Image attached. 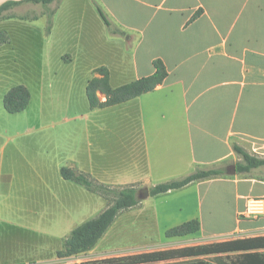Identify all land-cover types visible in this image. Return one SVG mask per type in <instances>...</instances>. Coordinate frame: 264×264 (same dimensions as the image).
<instances>
[{
  "label": "crops",
  "instance_id": "0c3cea01",
  "mask_svg": "<svg viewBox=\"0 0 264 264\" xmlns=\"http://www.w3.org/2000/svg\"><path fill=\"white\" fill-rule=\"evenodd\" d=\"M9 1L22 0H0V6ZM51 6L56 13L50 39L72 42L74 53L61 57L73 65V87L80 84L86 92L94 71L103 67L114 89L153 75L155 61L163 62L168 76L153 92L91 110L86 125L64 133L48 135L39 128L0 135L3 223H14L3 218L5 213L24 209L7 202H23L28 209L38 203L44 215L54 207L55 227L65 242L76 227L105 210V199L62 178L64 167L139 192L198 170L223 174L149 194L120 215L87 253L60 258L62 248L39 263L26 258L0 264H86L149 254L163 258L141 264L263 262L264 215L250 218L245 212L249 199L264 201V166L237 173L242 158L234 147L264 160V0H61ZM98 8L123 35L110 34ZM80 58L88 60L84 68L78 67ZM36 136L44 150L41 164L24 153L34 150L29 139ZM11 151L23 160V170L28 168L17 190L19 176L5 172L16 168ZM7 163L13 170L5 169ZM31 166L39 169L38 186L29 182ZM24 186L33 193H17ZM76 217L82 220L77 223ZM192 220L199 221L198 232L166 237L168 230ZM126 224L142 238L133 247H110L113 230Z\"/></svg>",
  "mask_w": 264,
  "mask_h": 264
},
{
  "label": "rangeland",
  "instance_id": "374dc122",
  "mask_svg": "<svg viewBox=\"0 0 264 264\" xmlns=\"http://www.w3.org/2000/svg\"><path fill=\"white\" fill-rule=\"evenodd\" d=\"M52 9L54 6L50 7V10ZM43 12L44 9L41 6L24 4L10 13L21 17H32ZM48 26L49 21L45 16L35 21L14 19L0 22V33H6L9 38L8 42L0 47V135L8 136L16 132L39 128H46L49 135V133L69 131L76 124L78 126L87 124L91 109L86 92L80 88V84L73 87L71 72L73 65L67 64L66 57L63 60L61 57L66 52L69 55L74 53L71 47L72 42L64 40L65 37L62 40L61 37L56 38V36L50 39L47 35ZM53 27L54 17L51 30ZM79 60L78 67L80 65L81 68H84L88 60L86 58ZM79 70L81 69H77V73H75L78 77ZM17 85H24L30 90L31 103L24 112L9 114L4 108L2 96ZM74 117H78V120L69 122ZM29 140L32 142L34 150H26L24 153L26 156H30L35 164H41L40 158L43 161L44 150L42 151L43 147L39 149L42 144L37 146L38 142H41V138L36 136ZM1 147L0 142V149ZM52 148L54 150V147ZM47 150L50 151L51 148ZM11 153L14 154L15 162L13 163L16 168L14 171L5 172L19 176L20 181H16L14 185L17 190L18 182L20 184L21 180L27 177L28 168L25 165L23 170L21 157L16 154V151H11ZM7 168L13 170L8 163L5 165L6 170ZM30 174L29 182H34L35 186L40 185L39 169L31 166ZM41 187L43 188V185ZM18 189L20 192L17 193L20 195L34 191L33 189L28 190V186ZM78 202L81 204L80 201ZM105 202L106 208L107 200ZM7 204L21 207L23 205L24 209L21 212L15 211L14 214H12L13 211L5 213L3 218L14 222L12 224L3 223L0 220V262L28 258L30 262L39 263L42 259H48L54 252L63 248L64 241L60 239V233L55 227L57 210L55 211L54 207L44 215L45 211L38 208V203L30 209L26 208L23 202L14 204L7 202ZM81 218L77 219L76 217L75 221L79 223ZM118 222L119 217L115 225ZM262 223L264 224V222ZM40 226L41 228H39ZM42 228L47 230L46 234L43 233ZM39 229L41 232H38ZM117 230L115 228L111 234L114 237L110 241V247H133L135 241L142 238L134 233L133 226L129 224L121 226Z\"/></svg>",
  "mask_w": 264,
  "mask_h": 264
},
{
  "label": "trees",
  "instance_id": "16d2710c",
  "mask_svg": "<svg viewBox=\"0 0 264 264\" xmlns=\"http://www.w3.org/2000/svg\"><path fill=\"white\" fill-rule=\"evenodd\" d=\"M60 1L61 0H22L5 2L0 6V22L14 19L21 21H35L40 17L45 16L49 21L47 33V35H49L52 26V19L56 13V8L50 10V6L54 3L59 4ZM24 4L41 6L43 7L44 12L32 17H21L14 13H10L12 10ZM98 12L105 22L110 34L123 35V33L113 26L106 18L100 8H98ZM8 40L9 38L6 33H0V47L3 44H6ZM154 68L155 72L153 75L115 89L110 86V73L108 69L104 67L96 69L94 71L96 76L89 81L86 88V96L90 109L101 110L114 107L134 100L144 94L153 92L158 86L165 82L168 76L167 69L162 61H155ZM30 101V90L24 85H17L12 87L4 96L3 105L9 114H18L24 112L28 108ZM234 150L242 158V162L237 164V173H248L252 169L264 166V160L251 157L244 149L235 146ZM222 174L223 172L220 170H198L181 179L172 180L152 187L149 190V194L150 196L165 194L172 190L182 189L193 182L211 179ZM61 176L64 180L73 182L85 188L87 191L107 200L108 205L99 215L82 223L67 236L63 250L59 251L57 254L60 258L79 256L93 250L120 215L133 209L142 202V200L138 198L139 189L134 186L110 187L97 182L85 173L66 167L61 169ZM199 229V221L192 220L168 230L166 232V237H184L198 232ZM262 247H264V244ZM162 258L163 256L159 254H149L139 257L131 256L107 260L100 263L93 262L86 264H141L155 262ZM263 262L254 261L249 264H264Z\"/></svg>",
  "mask_w": 264,
  "mask_h": 264
},
{
  "label": "built area",
  "instance_id": "2783aa9c",
  "mask_svg": "<svg viewBox=\"0 0 264 264\" xmlns=\"http://www.w3.org/2000/svg\"><path fill=\"white\" fill-rule=\"evenodd\" d=\"M264 215V201L262 199H249L247 202L246 217L257 218Z\"/></svg>",
  "mask_w": 264,
  "mask_h": 264
},
{
  "label": "water",
  "instance_id": "95a60500",
  "mask_svg": "<svg viewBox=\"0 0 264 264\" xmlns=\"http://www.w3.org/2000/svg\"><path fill=\"white\" fill-rule=\"evenodd\" d=\"M148 196H149V191H148V189H143V190L140 191L139 194H138V197H139L140 199H144V198H146V197H148Z\"/></svg>",
  "mask_w": 264,
  "mask_h": 264
}]
</instances>
